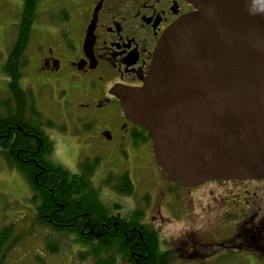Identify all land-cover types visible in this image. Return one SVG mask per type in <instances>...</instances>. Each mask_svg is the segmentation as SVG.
Here are the masks:
<instances>
[{"label":"flooded vegetation","instance_id":"obj_1","mask_svg":"<svg viewBox=\"0 0 264 264\" xmlns=\"http://www.w3.org/2000/svg\"><path fill=\"white\" fill-rule=\"evenodd\" d=\"M68 1L59 0L49 6L51 14L46 26L36 24L37 3V15L34 13L30 24L35 39L28 40L25 46L27 64L23 73L29 69L36 92L32 88L26 91L31 96L33 112L39 114V118L30 114V118L34 117L30 125L44 141L41 155L54 150V141L48 134L53 123L39 107L51 111L41 104L75 113L111 108L117 123L108 126L104 135L95 136L99 148L111 144L125 158L129 156L127 145L148 151V155H143L144 165L149 166L147 186L134 210L142 214L140 222L155 231L156 220L162 222L170 216L177 219L182 209L184 217L191 216L192 225L198 218L196 215L193 219V209L204 214L207 228L203 236L190 234L195 239L192 242L188 235H180L175 253L160 249L168 256L167 264H209L226 257L237 258L241 264H264V180H216L193 188L170 182L155 161L148 132L126 119L120 101L111 93L115 87L143 85L161 36L174 22L192 12V5L187 0H72L78 1L73 7ZM39 91L45 92V100L43 94L37 96ZM56 97H62L63 102H57ZM0 150L7 151L1 146ZM24 158L28 159V155ZM0 159L3 160L1 156ZM122 173H127L132 186L130 194L123 196L130 197L134 185L129 171L118 174ZM124 185L128 187L122 183L109 188L120 193L116 190L124 191ZM115 206L112 215L120 213V205L118 209ZM151 210L156 213L152 223H144ZM3 227L0 223V230Z\"/></svg>","mask_w":264,"mask_h":264},{"label":"water","instance_id":"obj_2","mask_svg":"<svg viewBox=\"0 0 264 264\" xmlns=\"http://www.w3.org/2000/svg\"><path fill=\"white\" fill-rule=\"evenodd\" d=\"M143 85L115 87L170 182L264 180V0H187Z\"/></svg>","mask_w":264,"mask_h":264},{"label":"trees","instance_id":"obj_3","mask_svg":"<svg viewBox=\"0 0 264 264\" xmlns=\"http://www.w3.org/2000/svg\"><path fill=\"white\" fill-rule=\"evenodd\" d=\"M22 1L23 11L19 25L15 26L16 39L3 66L9 79V96L0 101V146L7 150H0V156L10 170L24 178L32 192V199L37 203L32 222L59 237L73 236L69 238L72 243L90 247L77 253L81 263L167 264L169 259L160 251L156 231L140 222L142 214L139 211L129 216L112 215L103 206L91 181L100 157H86L79 164V173L69 175L61 166L53 164L49 155H41L45 151L44 141L30 125V120L39 118V114L33 112L29 92L20 87L27 64L25 46L30 40V24L35 18L37 0ZM30 114L34 117L30 118ZM24 155H28V159ZM103 182L108 187L127 183L124 191L116 190L122 195L132 190L127 173L109 174ZM118 208L116 205L115 209ZM14 232V224L0 230V264L17 242V238L13 239ZM61 242L58 237H49L45 248L56 253Z\"/></svg>","mask_w":264,"mask_h":264},{"label":"rangeland","instance_id":"obj_4","mask_svg":"<svg viewBox=\"0 0 264 264\" xmlns=\"http://www.w3.org/2000/svg\"><path fill=\"white\" fill-rule=\"evenodd\" d=\"M59 0H37L38 17L36 24L46 26V21L50 17L51 11L49 6H54ZM69 6L75 7L78 1L69 0ZM22 0H0V101L6 98L8 94L9 79L3 71V66L7 58L9 49L16 39V24L20 21V11ZM37 15V12H35ZM72 17V13H70ZM48 29V27H45ZM35 39L31 35L30 42ZM32 76L29 74V69L23 73L20 81L21 88L29 90L32 88L36 92L34 86L31 85ZM43 94L45 100V92L39 91L37 96ZM56 101L63 102L62 97H56ZM39 103V101H38ZM41 103V102H40ZM48 108L39 110L46 118L51 119L53 129L48 130L49 136L54 141V150L49 154L48 159L55 165L61 166L69 175L79 173L80 162L86 157L98 156L101 161L98 168L92 176V185L98 190L100 201L103 206L111 213H114V206L120 205L118 211L122 216H129L138 206L139 200L147 186V167L144 165L145 157L148 155L146 148L134 149L127 145V153L125 158L120 151H116L113 145L102 146L100 149L95 141V136L104 135L103 131L108 126H115L117 122L114 119V111L111 108H106L100 111H85L75 113L67 108H60L50 105H43ZM40 105V106H41ZM147 157V156H146ZM147 160V159H146ZM129 171L130 178L134 185V194L130 197H125L111 190L104 184V179L109 174H118L122 171ZM150 176V174H149ZM151 177V176H150ZM158 188H156V191ZM35 200L32 199L30 191L24 178L10 170L3 160L0 159V211L2 226L14 224L15 232L13 239L17 238V242L10 248L6 258L2 264H89L81 263L77 260V253L86 251L90 247L78 243H72L68 237H59L51 233L46 227L40 226L32 222L36 214ZM167 211V209H165ZM194 225L190 220L191 216L184 217V209L180 216L176 219L172 216L160 222L154 223V229L159 234L160 249H169L175 253L176 242L180 235H188L193 233L195 236H203L204 229L207 227L204 214L199 212V209H193ZM166 215L167 212L164 211ZM174 213H176L174 211ZM180 212H178L179 214ZM196 213V214H195ZM156 213L154 210L146 213L144 223L151 224L153 216ZM185 219V220H184ZM207 224V223H206ZM206 227V228H205ZM61 239L58 251L56 253L48 252L45 248L47 238ZM12 239V240H13ZM11 240V242H13ZM191 237L190 241H194ZM174 261L172 264H176ZM117 264H122L120 261ZM195 264V263H193ZM209 264H241L237 258H223L219 261H213Z\"/></svg>","mask_w":264,"mask_h":264}]
</instances>
